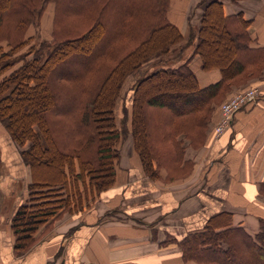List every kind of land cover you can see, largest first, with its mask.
Listing matches in <instances>:
<instances>
[{
	"label": "trees",
	"instance_id": "16d2710c",
	"mask_svg": "<svg viewBox=\"0 0 264 264\" xmlns=\"http://www.w3.org/2000/svg\"><path fill=\"white\" fill-rule=\"evenodd\" d=\"M50 2V38L32 44L25 33ZM202 2L197 30L184 38L167 15L170 0L1 1L0 122L18 146L26 145L20 156L30 170L28 198L10 219L15 251L33 243L41 224L83 208L114 184L128 134L126 115L118 123L114 107L126 77L142 64L174 50L179 58L192 47L181 62L132 87L131 144L151 178H160L162 168L166 179L185 176L191 164L183 160L184 143L200 145L232 86L261 75L264 45H252L250 20L241 11L226 13L224 0ZM195 55L202 70H219L217 81L199 83L189 65ZM154 82L158 88L150 89ZM42 157L47 172L39 167ZM259 193L264 196V182ZM176 242L184 260L264 264V218L249 233L232 224L230 212H220Z\"/></svg>",
	"mask_w": 264,
	"mask_h": 264
},
{
	"label": "crops",
	"instance_id": "0c3cea01",
	"mask_svg": "<svg viewBox=\"0 0 264 264\" xmlns=\"http://www.w3.org/2000/svg\"><path fill=\"white\" fill-rule=\"evenodd\" d=\"M204 5L202 0H170L167 15L184 38L197 30ZM224 6L226 13L241 11L250 20L252 45H264V0H224ZM46 11L47 23L42 26ZM52 11L50 2L40 19L46 38ZM31 27L28 36L34 35ZM191 50L186 47L180 61ZM189 65L201 85L220 78L217 68L202 70L197 55ZM250 84L260 90L257 100L236 111L217 136L216 109L203 142L196 148L184 143L183 160L191 164L188 172L170 179L163 168L160 178L143 172L131 144L129 105L128 134L119 145L114 184L93 203L41 224L33 243L21 252L14 250L10 219L28 195L30 170L20 156L21 148L0 127V264H203L184 260L176 241L220 212H230L233 225L254 233L259 218H264V196L259 193L264 182V70L259 77L232 86L231 92Z\"/></svg>",
	"mask_w": 264,
	"mask_h": 264
},
{
	"label": "rangeland",
	"instance_id": "374dc122",
	"mask_svg": "<svg viewBox=\"0 0 264 264\" xmlns=\"http://www.w3.org/2000/svg\"><path fill=\"white\" fill-rule=\"evenodd\" d=\"M1 1L2 0H0V3H1ZM48 11H46L45 13H44V17H43V20H42V26H44V25H46V23H47V17H48V13H47ZM31 32L33 31V33H34V35H33V39H32V41L30 42V43H32V44H38L40 41H42V40H48L50 37L48 36V38H46L45 36H47V35H45L42 31H40V22L38 23V24H36V25H34V26H32L31 27V30H30ZM25 35H27V31H26V33H25ZM29 45V44H28ZM100 45H102V44H100ZM99 45V46H100ZM99 46H97L96 48H98ZM215 46V45H214ZM27 47V45L26 46H24L18 53H23V51H24V49ZM95 48V49H96ZM216 50H217V52H219L220 53V49L218 48V47H216ZM181 51H184V52H186V47L185 48H183ZM176 50H174L173 52H170L169 54H167V55H165V56H161V57H154V58H151V59H149L147 62H145L144 64H142L139 68H137L135 71H133L131 74H129L127 77H126V79H125V81H124V83H123V85H122V87H121V92H120V94H119V97H117V100H116V104H115V107H114V110H115V115H116V118H117V122L119 121V123H120V120H124L125 119V115H127V118H128V111H129V105H130V97H131V93H132V87H133V84H134V82L139 78V77H141V76H143V75H145V74H148L149 72H151V71H153V70H155V69H157V68H160V67H164V66H174V65H176V64H178L179 62H181L180 61V58H178L177 56H174L175 54H176ZM18 56V55H17ZM16 56V57H17ZM68 69H70V68H66V70H68ZM60 72V70H57L55 73H59ZM199 82H203L201 79H199ZM158 83H156V82H154L153 84H151L150 85V89H153V88H158ZM247 86H257V85H247ZM247 86H245V87H247ZM258 87V86H257ZM243 87H241V88H239V89H242ZM239 89H237V90H239ZM237 90H235V91H233V92H231V93H234V92H236ZM152 92V90L149 92V94ZM230 93V94H231ZM229 94V95H230ZM228 95V96H229ZM148 96V95H147ZM227 96V97H228ZM120 102H121V107L119 106V104H120ZM220 104V103H219ZM218 104V105H219ZM217 105V106H218ZM118 117H119V120H118ZM0 127H1V129H4L5 130V128H4V126L1 124V122H0ZM121 127H125V124L124 125H121ZM0 131H2V130H0ZM127 137V136H126ZM126 137H124L123 138V141L126 139ZM121 145H123L122 143H120ZM26 145H24V146H18V147H20V148H24ZM196 148V147H195ZM1 153V152H0ZM40 162H42V163H40L41 164V166H39L40 167V169H43V171H46L47 172V170L46 169H49L48 167H46V165H47V162L46 161H44V157H42V161H40ZM29 191V190H28ZM97 196V195H96ZM28 198V195L26 196V198L25 199H23L24 201L22 202V203H24L25 201H26V199ZM95 198H93V199H90L89 200V202H88V205L90 204V203H93L92 201L94 200Z\"/></svg>",
	"mask_w": 264,
	"mask_h": 264
},
{
	"label": "built area",
	"instance_id": "2783aa9c",
	"mask_svg": "<svg viewBox=\"0 0 264 264\" xmlns=\"http://www.w3.org/2000/svg\"><path fill=\"white\" fill-rule=\"evenodd\" d=\"M259 92L257 86H247L231 93L223 100L218 106L219 117L213 127L214 134L217 136L222 133L231 124L235 112L244 105L255 102Z\"/></svg>",
	"mask_w": 264,
	"mask_h": 264
}]
</instances>
